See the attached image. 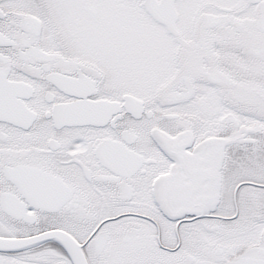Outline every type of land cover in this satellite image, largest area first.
Returning a JSON list of instances; mask_svg holds the SVG:
<instances>
[{
  "label": "snow or ice",
  "instance_id": "6c2138e0",
  "mask_svg": "<svg viewBox=\"0 0 264 264\" xmlns=\"http://www.w3.org/2000/svg\"><path fill=\"white\" fill-rule=\"evenodd\" d=\"M0 264H264V0H0Z\"/></svg>",
  "mask_w": 264,
  "mask_h": 264
}]
</instances>
